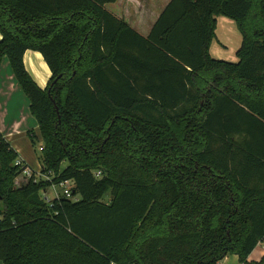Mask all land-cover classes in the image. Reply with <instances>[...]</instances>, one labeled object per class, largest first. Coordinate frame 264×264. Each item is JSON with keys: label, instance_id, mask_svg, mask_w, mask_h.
I'll list each match as a JSON object with an SVG mask.
<instances>
[{"label": "trees", "instance_id": "1", "mask_svg": "<svg viewBox=\"0 0 264 264\" xmlns=\"http://www.w3.org/2000/svg\"><path fill=\"white\" fill-rule=\"evenodd\" d=\"M116 1L0 0V66L39 122L41 171L74 182L52 205L36 172L16 186L29 166L0 132V260L250 264L264 241V0H170L148 34ZM218 16L243 35L235 63L210 54ZM28 49L52 71L45 88Z\"/></svg>", "mask_w": 264, "mask_h": 264}, {"label": "crops", "instance_id": "2", "mask_svg": "<svg viewBox=\"0 0 264 264\" xmlns=\"http://www.w3.org/2000/svg\"><path fill=\"white\" fill-rule=\"evenodd\" d=\"M170 0H117L107 4V8L130 24L142 34H148L158 15ZM2 38L0 34V39ZM243 35L236 21L217 17L216 39L210 47V54L215 59L237 62V51L242 45ZM24 63L33 79L45 88L52 76V71L43 55L36 50L28 49L24 54ZM30 99L19 84L10 60L5 56L0 66V132L11 143L18 153V159L25 161L29 169L39 172L40 161L33 148L30 133L42 140L39 122L30 109ZM32 152L31 157L30 156ZM264 257V241L249 255L250 264L261 263ZM0 264H4L0 260ZM220 264H244L238 255L225 257Z\"/></svg>", "mask_w": 264, "mask_h": 264}, {"label": "built area", "instance_id": "3", "mask_svg": "<svg viewBox=\"0 0 264 264\" xmlns=\"http://www.w3.org/2000/svg\"><path fill=\"white\" fill-rule=\"evenodd\" d=\"M17 164H22V160H17ZM32 174V171L29 168H26L23 172V176L29 177ZM95 175L97 177L101 176L100 171H96ZM36 180H48L51 181L50 186L48 188L41 190V196L45 203L48 205H52L55 200H60L62 197L72 198L73 195V180H63L60 182H53V176L49 174H43L40 170L36 173ZM75 199V198H74Z\"/></svg>", "mask_w": 264, "mask_h": 264}, {"label": "rangeland", "instance_id": "4", "mask_svg": "<svg viewBox=\"0 0 264 264\" xmlns=\"http://www.w3.org/2000/svg\"><path fill=\"white\" fill-rule=\"evenodd\" d=\"M42 141V140H41ZM38 143H40V140H37L36 141V144H35V146L33 145V148H34V150L36 151V154H37V156L39 155V151H38V149H39V145H38ZM31 155H32V152H31V154H30V156H28V157H31ZM39 159V158H38ZM66 163H64L63 165H65ZM24 182V178H23V175L22 174H20L17 178H16V180H15V185L16 186H20L22 183Z\"/></svg>", "mask_w": 264, "mask_h": 264}, {"label": "water", "instance_id": "5", "mask_svg": "<svg viewBox=\"0 0 264 264\" xmlns=\"http://www.w3.org/2000/svg\"><path fill=\"white\" fill-rule=\"evenodd\" d=\"M61 77V75H59L55 80H54V83L58 80V78ZM56 109H57V112H59V109L58 107L56 106ZM107 142V139L103 142V146L104 144ZM2 199L1 195H0V200Z\"/></svg>", "mask_w": 264, "mask_h": 264}]
</instances>
